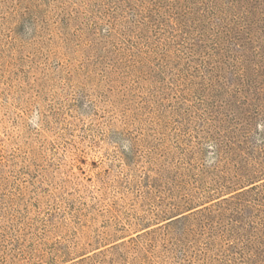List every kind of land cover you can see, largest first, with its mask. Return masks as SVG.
<instances>
[{
	"label": "trees",
	"instance_id": "obj_1",
	"mask_svg": "<svg viewBox=\"0 0 264 264\" xmlns=\"http://www.w3.org/2000/svg\"><path fill=\"white\" fill-rule=\"evenodd\" d=\"M59 11L98 71L102 111L151 128L155 162L170 158V137L180 155L157 223L72 264H264V0H63Z\"/></svg>",
	"mask_w": 264,
	"mask_h": 264
},
{
	"label": "rangeland",
	"instance_id": "obj_2",
	"mask_svg": "<svg viewBox=\"0 0 264 264\" xmlns=\"http://www.w3.org/2000/svg\"><path fill=\"white\" fill-rule=\"evenodd\" d=\"M25 1L0 0V264H72L157 223L178 138L155 162L153 130L98 104L104 88L62 25L63 0Z\"/></svg>",
	"mask_w": 264,
	"mask_h": 264
}]
</instances>
